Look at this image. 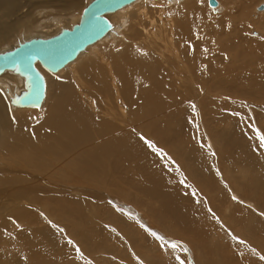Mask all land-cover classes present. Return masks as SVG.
<instances>
[{"label": "bare ground", "instance_id": "bare-ground-1", "mask_svg": "<svg viewBox=\"0 0 264 264\" xmlns=\"http://www.w3.org/2000/svg\"><path fill=\"white\" fill-rule=\"evenodd\" d=\"M89 1L0 0V51L71 27ZM217 1L214 7L209 0H137L107 14L114 26L106 36L59 72L44 70L47 96L40 108L13 107L3 86L19 90L22 78L0 75V264H76L83 256L110 264L117 246L106 242L91 215L95 203L114 192L129 199L133 191L152 197L165 203L163 216L168 211L178 220L171 227L208 235L213 230L200 227L201 214L195 210L188 217L187 208L175 201L172 186H183L167 168L170 159L197 184L205 182L204 189L232 185L236 210L244 211L239 233L264 252V225L253 211L264 215V148L255 131L264 133L259 116L264 111L249 114L244 107L264 102V40L258 43L247 33L263 30L264 21L249 23L251 0ZM160 2L183 5L168 17L162 8L159 13L166 25L160 27L181 45L172 55L157 47L149 27L153 17H145V3ZM203 2L209 12L227 10L221 19L206 18L209 24L202 27L197 12ZM195 25L216 33L218 49L213 39L204 41L215 52L201 49L204 37H197ZM215 156L216 169L210 161ZM232 169L253 173L245 179ZM246 262L223 255L219 264Z\"/></svg>", "mask_w": 264, "mask_h": 264}, {"label": "rangeland", "instance_id": "rangeland-1", "mask_svg": "<svg viewBox=\"0 0 264 264\" xmlns=\"http://www.w3.org/2000/svg\"><path fill=\"white\" fill-rule=\"evenodd\" d=\"M223 1L228 2L227 0H223ZM262 1L264 0H251V4L249 3L250 6L248 8L249 10L247 13L249 17L248 18L249 23L252 21V19L253 21L258 19L262 20V22L264 21V11L258 12L257 10V8L260 6ZM148 4L149 5L151 4V6L153 5L154 7L153 6L149 7ZM174 4L175 5H173L172 8V7H166V6H171V4L169 5L165 2L164 3L160 2L157 4L145 3V5H148L146 6V8L148 9L149 12L148 14L149 16H145V17L147 18L153 17L150 19V21H152L153 24H150L149 27H151L152 32L157 34V38H156V41L158 40L157 47H159L161 50L163 49L165 51H171V55L176 51H178L177 48L179 46L181 47V45L179 44L177 38L170 39L168 37L169 35L168 31L167 33L165 32L166 25H164V23L161 22L162 21L161 18L159 19V13L162 8L164 11L163 15L165 17H168L166 16L167 14L170 15L174 10L178 11V9H180L181 7L183 8V5H181L180 2ZM206 4H207L206 2H203V4H201L200 10L197 12L198 14L200 12L199 17L204 18L202 20H199L200 22L202 21L201 22L202 25L200 22H198L200 23L199 26L201 25L202 27H206L209 24V23L204 24L207 23V21L205 22V20H207L206 18H209L208 21L211 19L212 20H217L218 18L221 19V15L224 14L226 9L225 7V9L220 10L219 11L220 14L216 13L215 11L209 12L208 10L209 7H207L208 5ZM220 19L218 21H220ZM154 22L157 25L154 24ZM161 24L165 27V28L163 27L164 29L161 28L162 27ZM194 29L195 32H197L198 38L204 37V40H202L201 43L203 45L201 46V49H203L206 46L209 52H215V49L219 48L218 41H215L214 39V37L216 36L215 32H210L209 34H207L206 32H204V29L202 28L199 31H197L198 26L196 25ZM247 33L251 39H254L258 43H259L258 39H262V41L264 40V29L262 30V28L259 29L255 27L250 28L247 30ZM205 39L208 40L213 39L214 41L212 42H214L215 49H213L212 45L211 46L206 45L207 43H209V41L204 42ZM253 45H254V41H253ZM118 48L119 47H116L115 49ZM181 58L182 57H180V60H184L183 58L182 59ZM218 58L221 57L218 56ZM176 66L179 67L178 63L176 64ZM104 101L106 102V99H104ZM106 105L107 104L105 103V106ZM244 107L247 113L249 114H251L252 110H254L255 113L259 114V113H263L264 111V102L258 101L255 104L248 103L245 104ZM40 112L42 113L43 111ZM40 112L37 111L38 116H40L39 115L41 114ZM259 116L262 119H264V113L259 114ZM262 148L264 147H261V150ZM262 152L264 155V150H262ZM217 160L218 159L216 158V156L211 157L210 159L214 168L217 164L216 162ZM167 168L171 170L175 178L176 177L179 178L181 182V186H183L182 189H175L172 186V189L174 191L173 196L175 198V201H177V203H180L181 205L187 208L186 210L187 213L185 215H188V217H190L194 213V211L197 210L198 215L199 213L201 214L199 215L200 224H201L200 227L202 228L204 225L213 231L211 233H208V235L197 236L192 231L190 230L185 231L180 226L171 227V224L177 223L178 220L175 219V216L173 217L171 214H167L168 211L165 213L164 216L162 214L163 212H159V210L165 208L164 205L165 203L159 202L152 197L139 193L138 191H133L131 194L132 197L130 196L131 197L130 199L124 197L123 195H121L122 193L120 194L119 192L110 193L108 194L110 195L109 197L106 196L105 198H101L104 200L103 204L95 203L96 207L94 209L96 211V214L95 216L91 215V219L94 222V225L101 230V235L103 238H105L106 242L109 245L112 244V249H113V245L117 246L115 250H113V255L116 257L114 259H111V261L113 262H111L110 260L108 261L111 262L110 264L112 263L141 264L140 260H144L146 264H148V262L149 264H160V262L166 264H181V261H183L184 264H219L223 259V255H225L228 259H231L232 261L234 260L238 261V259L240 260L242 259V261H247L244 264H264V259H261V257L264 256L263 254L264 252L260 250L258 245L257 248H255L254 245H251L252 239L248 238L249 235L245 236L239 233L241 231V226L243 225L242 221H244L243 218L244 211L243 209L236 210V207L239 206L240 204L237 203L236 199L232 198L234 196L232 195L230 196L229 194L231 192H230V187L228 186H232V185L222 182V185L215 183L213 184V186L209 188L205 187L204 189L203 187L206 184L205 182L197 184L192 178L188 176L186 170L180 171L176 167L175 162H173L171 159L169 166ZM231 173L233 174L235 173L234 175L243 176L245 177V179H248L253 172L247 173L245 170L242 169H234L233 171H231ZM219 177L220 179H222V181L223 180L225 181V179H223L222 176ZM225 195H227L229 198L226 199L227 196ZM118 196L122 198V200H119ZM218 197L220 199H218ZM232 200L233 201L235 200V202H232ZM257 208L260 210L259 207ZM109 209H111V220H109L108 217ZM253 211L257 221L261 225H264V215L259 211H255V210ZM240 212L242 213L240 214ZM8 219L12 221V218L9 216ZM231 219L234 221H232ZM237 220H239L238 223ZM213 223L215 224L216 227L214 226ZM215 228H218V230ZM152 232H155L157 236L163 237V240L157 239L155 236L151 235ZM111 233H113V236ZM129 235H131V238H129ZM66 237L69 238V240L74 244L79 240V238L75 239L67 236V234L65 236V239ZM107 237H112V238L111 240H108ZM241 241H243V243H241ZM173 244L177 245V247L172 248ZM211 247H214L216 251L213 248V251L211 250L212 252L211 253L210 252ZM70 252H72V249L68 253ZM258 252H260L261 254ZM252 254H254V257H251ZM245 257L247 260L245 259ZM155 261L157 263H154ZM76 264H96V263L90 261L89 258L83 256L78 260Z\"/></svg>", "mask_w": 264, "mask_h": 264}, {"label": "water", "instance_id": "water-1", "mask_svg": "<svg viewBox=\"0 0 264 264\" xmlns=\"http://www.w3.org/2000/svg\"><path fill=\"white\" fill-rule=\"evenodd\" d=\"M137 0H90L84 7L79 22L63 27L50 36H34L18 41L12 48L0 51V75L10 72L22 78L23 88L4 85L13 107L40 108L47 96V77L44 70L57 73L106 36L114 24L107 14L115 12ZM217 6V0H209ZM264 8V4L258 7ZM38 78V99L33 87Z\"/></svg>", "mask_w": 264, "mask_h": 264}, {"label": "snow or ice", "instance_id": "snow-or-ice-1", "mask_svg": "<svg viewBox=\"0 0 264 264\" xmlns=\"http://www.w3.org/2000/svg\"><path fill=\"white\" fill-rule=\"evenodd\" d=\"M205 51H207L205 49ZM33 87L35 88L36 92H37V96H36V99H38V92H39V89H40V85L38 83V78H36V80L34 81V85ZM256 133H257V136H258V139H259V145L261 147H264V133H260L259 129H255ZM143 139V138H142ZM146 143L148 144V146L150 148H153L154 151H157L159 152L160 150L159 149H156L155 146L150 142V141H146ZM214 154V153H213ZM233 199H236L235 197H233ZM151 235L155 236L157 239H160V240H163V237L161 236H157V234L155 232H152ZM241 243H243V241H241ZM177 247V245L173 244L172 245V248H175ZM261 259H264V256L261 257ZM181 264H184L183 261H181Z\"/></svg>", "mask_w": 264, "mask_h": 264}]
</instances>
